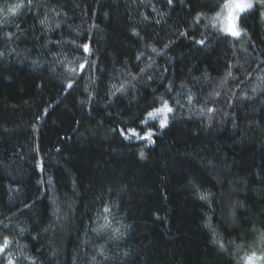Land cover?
Segmentation results:
<instances>
[{
    "label": "trees",
    "instance_id": "trees-1",
    "mask_svg": "<svg viewBox=\"0 0 264 264\" xmlns=\"http://www.w3.org/2000/svg\"><path fill=\"white\" fill-rule=\"evenodd\" d=\"M223 2L0 0V242L17 264H241L264 251V5L236 38L206 21ZM161 97L173 112L164 129L149 122L155 143L119 135Z\"/></svg>",
    "mask_w": 264,
    "mask_h": 264
},
{
    "label": "snow or ice",
    "instance_id": "snow-or-ice-1",
    "mask_svg": "<svg viewBox=\"0 0 264 264\" xmlns=\"http://www.w3.org/2000/svg\"><path fill=\"white\" fill-rule=\"evenodd\" d=\"M261 5H264V0H259ZM29 6H31L32 0H28ZM167 3L169 6L173 4V0H167ZM24 7L23 3H16L12 5L11 7L7 8V14L15 15L17 13V10ZM254 7V4L252 0H224V2L220 5V11H218L215 16L213 17V23L212 27H216V23H219L220 25V31L227 35H231L232 37L239 38L242 34L241 30L239 29L238 20L241 16V14L245 13L246 11L252 9ZM0 11H3L0 9ZM203 14H198L196 17L197 23L199 22L200 16ZM262 16H264V13H261ZM41 24H44L46 21L41 20ZM159 23V21H157ZM59 27V25H57ZM135 35H139V33H135ZM181 36H188L189 34L185 32L180 33ZM8 38H11V33L8 34ZM194 40L195 44L198 45H204L205 40H195V38H192ZM169 45L165 44L164 47L167 48ZM82 47L83 52L91 55V46L89 43H84L80 45ZM152 51L155 53L157 52V49L155 47L152 48ZM137 59L139 60L140 57L137 56ZM89 62L87 58L84 59V62L80 64V69L83 70L86 66H88ZM73 71H75L73 69ZM141 72L144 71V69H140ZM232 73L229 72L228 76H231ZM135 79V77H133ZM261 80H264V77H261ZM74 82L69 81L66 85L65 91L73 89ZM115 88V85H113ZM123 89V85H121V89H117V91H120ZM170 90V89H169ZM115 94V93H113ZM215 95H219V93H215ZM161 105L159 107H152V110L146 112V118H144L145 114H142V118L140 119V125L141 128L138 130L135 127H122L120 128L119 135L123 137L124 139L131 140L133 138L138 140L146 141L148 144L155 143L153 137L155 135V128L149 124L150 121H158V127L160 129H164L168 126L169 123V114L173 112V108L169 105V101L163 99L161 97ZM189 101H191V97H189ZM209 112L214 111V109H208ZM48 109H44V115H47ZM115 131V130H114ZM59 151V149H57ZM141 158H143L144 153L141 151L140 153ZM38 167H40L41 170H43V165L39 164ZM200 199L206 200L208 198V195L206 193H201L199 196ZM111 209L107 206L104 207V212L108 213ZM105 220H107V216H105ZM107 227V225H101L99 226V229L102 230L103 228ZM23 231V229L21 230ZM117 232H119V229H116ZM261 240H264V233L261 234ZM12 243V241L9 239L8 236H4L2 242H0V255L6 254V264H17L16 259L13 258L12 253L9 251V246ZM215 243L218 245L220 250L225 251V245L222 241H215ZM25 259H28L25 257ZM32 264H35L33 261ZM241 264H264V251H261L260 254H257L256 251H253L249 254H246L241 258Z\"/></svg>",
    "mask_w": 264,
    "mask_h": 264
},
{
    "label": "rangeland",
    "instance_id": "rangeland-1",
    "mask_svg": "<svg viewBox=\"0 0 264 264\" xmlns=\"http://www.w3.org/2000/svg\"><path fill=\"white\" fill-rule=\"evenodd\" d=\"M252 2H253V4H254V7L252 8V9H254V8H256V6L258 5V4H260V2H258L257 0H252ZM252 9H250V10H252ZM264 13V12H263ZM215 15H213V17H214ZM213 17H208L207 18V23H208V25L210 26V27H212V23H213ZM238 25H239V20H238ZM213 29H218V30H220V25H219V23H216V27H212ZM240 29V28H239ZM222 32V31H221ZM242 35V34H241ZM1 256V255H0Z\"/></svg>",
    "mask_w": 264,
    "mask_h": 264
}]
</instances>
